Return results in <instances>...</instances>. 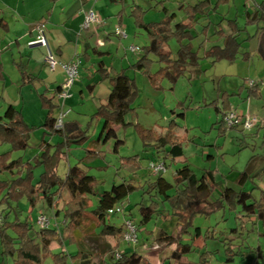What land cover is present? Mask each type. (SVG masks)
<instances>
[{"label": "rangeland", "instance_id": "1", "mask_svg": "<svg viewBox=\"0 0 264 264\" xmlns=\"http://www.w3.org/2000/svg\"><path fill=\"white\" fill-rule=\"evenodd\" d=\"M22 1L24 5H22ZM103 1L98 0L94 3L88 1L87 9L94 8V6L101 7L103 10L102 23L105 22L108 28H114L115 31L127 35V38L118 35L112 37L113 49L111 55L104 57V61L110 64L113 72L119 71L122 63L125 64L123 66L125 74L133 80L136 95L131 101L130 111L124 117L125 127L116 126L115 139L111 138L95 146L101 121L91 116L95 111L94 102L86 92L82 97L83 100L79 98L78 93L74 92L72 101L75 102L77 99L78 105L69 107L66 101L64 106L65 109H70L71 115L69 113L68 116L76 119L87 138L81 145L72 144L65 149L64 155L58 162L57 173L63 177L68 166L78 163L81 156L91 155V158L85 159L84 162H87V168L97 180V194L88 197L91 206L89 209H94L98 204L99 194L109 191L113 185L133 186L135 190L122 201L117 202L110 210L111 212H108L107 223L119 227L125 221L130 220L135 224L137 242L134 244L122 242L119 247L123 251H135L145 256L154 250L153 241L161 230L172 235L177 228L176 220L171 216L165 218L153 214L147 222L139 223L137 206L141 203L146 205L152 199L156 200L146 192L149 183L157 176L148 168V165L150 162L157 163L158 160H162L157 159V151L153 146H144L137 126L143 129L153 128L158 133H164L170 121L176 124L173 133L182 144L183 156L174 162L170 159L164 160L166 172L163 173V177L167 181L173 182L175 169L181 167L182 161L186 160L194 174L197 177H203V180L209 185L211 201L219 198L221 191L228 187L235 191H248L256 202H264V60L253 53L256 39L254 37L246 38L244 36L246 34L243 33V37L238 39L242 41L243 46L239 49L234 61L226 59L213 61V58L208 55L209 50L214 45H223L225 36H222L220 29L233 24L228 20L235 19L236 11L239 15V26L242 27L245 24L241 16L244 0H209L211 4L209 8L212 13L211 30L206 32V24L202 25L204 22L200 20V26L198 24L196 30L191 31V48L199 57L197 66L193 67L191 73L186 68L184 74L180 75L172 86L165 78L159 76L150 81L141 71L131 67L144 55L142 47L147 41L145 34H133L132 18L129 17L132 0L123 1L125 13L122 14L123 23L120 25H115L116 18L113 16L120 5L117 7L104 6ZM168 1L170 2L165 4L168 9L166 12L161 9V5H156L157 10L152 8L154 5L151 0H136L135 3L143 8H148L143 13L145 22L162 20L165 16L176 13L172 23L175 25L181 20L182 14L175 5L176 0ZM259 1L256 0V2ZM191 2L193 3L194 0ZM42 5L43 8L45 5L48 8L51 6L48 0H0V7L3 9L2 15L6 18L12 16L14 18L13 11L17 10L16 6H20L22 12L30 10V16L33 18L29 17L27 20L35 19L36 14H40L38 11ZM69 8H72V5ZM227 10L230 12L226 16ZM56 15L57 13H55ZM198 15L200 17L201 13L198 12ZM261 25L262 23L258 27ZM256 27L248 25V33L252 34ZM92 29L87 31H92ZM45 32H47L46 29ZM6 40L11 41L7 43L10 46L14 38L7 35ZM180 42H188V39L178 40L176 37H171L167 41V48L171 51L172 59L176 57ZM131 46L136 47L137 50L130 51ZM23 48H28L27 44H23ZM14 49L0 53L4 74L3 82L0 81V96L11 101L21 111L26 123L39 125L43 121L45 113L41 109L39 97V92L41 93L42 90L37 91L39 90L37 85L27 86L24 84L21 86L18 68L11 61L12 54L15 53ZM243 51L249 52L247 59L241 58ZM147 58V70L151 74H155L163 64L157 62L153 55H148ZM46 70L49 71L48 68ZM101 94V92L98 93L97 98H102ZM105 98L106 95H103L104 101ZM78 106L82 109H79ZM225 106L238 115L256 117V126L248 131L220 128L219 123L222 117L220 110ZM218 108L219 111L216 110ZM57 111L58 108H56V114ZM178 113L183 115L178 116ZM54 137L53 141L62 139L59 136ZM116 141H121V143L117 152L114 153L112 148ZM148 145L154 144L149 143ZM6 149L8 146H0V152ZM36 149L30 145L24 152L14 151L12 157L24 155L25 158L32 159L36 156ZM91 150H94L95 154ZM129 165H132V169L128 167ZM42 171L40 166L34 169V180ZM244 172L247 173V176L241 180V174ZM35 200V205L32 208L24 199L17 204H12L14 206L12 210L6 205H0V218L9 215V220L16 217L21 221L27 219L35 230H39L37 219L44 215L50 219L49 226L51 228L64 234V212L60 211L58 215H55L56 209L50 210L39 198ZM117 207L120 208V212L115 213L114 209ZM8 211L9 213H6ZM82 223L84 224L83 246L92 254H96L97 250L102 249V244L108 240L99 236L92 237L87 233L90 230L88 227L94 223V219L88 214L84 216ZM192 225L191 234L194 228L198 227L201 237L194 242V250L184 257L190 264H197L199 255L206 251L212 252V264H216L217 259L225 260L226 237L236 238L235 240L243 244L247 250L256 248V263L254 264H264V257L257 258L258 247L264 255V224L254 215L246 217L242 216L239 211L230 212L226 208L208 216L197 214L192 220ZM100 229V227H95L94 231L98 233ZM187 238L190 240V237L187 236ZM78 248L76 243L65 238L61 241H54L50 251L52 254L65 255L66 264H77L78 259L72 256L78 251ZM252 255L255 257L254 250H252ZM240 259L234 258L230 264H252L253 262L252 259ZM92 260L96 259L92 258ZM105 262H109V259L107 258ZM0 264H12V260L10 258L3 259L0 256ZM41 264H54L51 255L44 258ZM85 264L93 263L88 261ZM164 264L166 263L164 262Z\"/></svg>", "mask_w": 264, "mask_h": 264}, {"label": "trees", "instance_id": "2", "mask_svg": "<svg viewBox=\"0 0 264 264\" xmlns=\"http://www.w3.org/2000/svg\"><path fill=\"white\" fill-rule=\"evenodd\" d=\"M203 7V4L197 3L196 6L189 9L191 12L195 10L202 14ZM143 13L144 11L140 7H133L134 25L145 33L147 44L142 47L144 55L131 67L141 71L150 81L159 76L165 78L172 86L178 77L184 74L187 67H195L198 64L199 57L192 50L190 44L191 25L180 22L171 26L173 14L166 16L162 22L150 25L143 21ZM247 16L253 22L256 21L258 25L262 23L256 32L258 37L256 53L260 59L264 60V0L253 16L251 14ZM171 37H176L178 40L188 39V42L179 43L174 59L171 58V51L167 48V41ZM236 38L235 35L226 37L223 45L211 47L208 55L213 58V61L221 59L234 61L240 46ZM148 55L155 56L157 62L163 64L155 74H151L147 70ZM241 58L247 59L248 54H242ZM97 64L100 80H107L110 88L106 103L100 105L94 114L103 121L98 140L104 143L111 138H116L115 126L125 127L124 117L131 109L130 104L136 91L133 80L125 74V69L112 75L110 69L105 67L104 62L99 61ZM2 77L0 65V79ZM91 86L93 87V85ZM54 97L55 95L49 101L41 97L42 104L47 110V116L40 128H43L48 136H59L62 139L54 144L43 140L41 145H38L40 151L32 159H23V156L12 158V153L14 151L24 152L29 147V135L39 127L28 126L23 121L20 112L12 106H8L0 117V146H8V149L0 152V205H6L12 210L14 208L12 204H17L24 199L32 208L35 205V199L39 198L50 210L56 209L55 215H58L60 211L64 212V234L61 231L58 233L50 226L35 230L27 219L21 221L16 217L9 220V215L3 216L0 218L1 258H10L12 264H41L44 258L51 255L54 264H66V256L61 253L52 254L50 245L54 241L67 238L79 247L72 257L84 260L91 254L90 251L84 249L82 242V230H84L82 221L88 214L94 219V223L88 227L90 230L87 233L92 237L112 239V244L106 242L102 244V249L97 250L98 252L102 251V254L109 259V262L103 261L102 264H150L135 251L121 253L116 250L119 242H123V224L116 227L107 223L108 212L117 202L122 201L135 190L133 186L113 185L109 191L100 193L97 206L94 209H89L91 206L88 197L97 194V180L94 176L83 171L79 164L85 159H90L91 155L87 154L78 163L68 166L63 177L57 173V165L64 155L65 149L72 144L81 145L87 135L76 122H66L61 130L54 128L55 117L51 113L58 106L57 101H52ZM216 110L219 111V108ZM226 111H228L227 106L221 109L220 113L223 115ZM182 115V113H178V116ZM219 126L226 129L223 126L222 117ZM175 127L176 124L170 121L164 133H157L152 128L143 129L137 126L144 146H153L157 151V158H161L160 154L162 155L160 162L164 165V160H174L183 156L182 144L179 138L173 135ZM120 143L121 141H116L113 145L114 153L117 152ZM149 143L154 145H148ZM91 152L95 154L93 151ZM38 166L42 167L43 171L34 180V169ZM246 176L247 173H242L241 180ZM146 192L156 200L152 199L146 205L141 203L137 206L140 224L147 222L153 214L163 217L171 216L176 220L175 235L160 231L154 240L158 247H173L169 264H190V262H181V258L194 250V241L201 237L198 227L194 228L191 234L192 220L197 214L208 216L213 212L227 208L230 212H241L242 216L254 215L264 224V202H256L248 191H235L228 187L221 191L219 198L211 201L210 187L205 183L203 177H197L194 174L185 161L182 162L181 167L175 169L173 182L167 181L163 174H157L156 178L147 186ZM95 227L101 228L98 233L94 231ZM185 236H189L190 240L185 241ZM115 251L119 252L118 258L114 257ZM224 253L223 264H230L233 261V256L236 255L232 249L231 241L225 244ZM260 253L262 255V251ZM211 254L210 251L201 253L197 264H210L209 256Z\"/></svg>", "mask_w": 264, "mask_h": 264}, {"label": "crops", "instance_id": "3", "mask_svg": "<svg viewBox=\"0 0 264 264\" xmlns=\"http://www.w3.org/2000/svg\"><path fill=\"white\" fill-rule=\"evenodd\" d=\"M88 1L93 2L92 0H71V1H68V0H48V2L51 4V6H49V8H48V6L45 5L43 8V5H42V7H40L39 11H38V13H40V14H36L35 19H31L33 17L30 16L31 15L30 10L22 12L21 11L22 9L20 8V6H16L17 10L13 11V14H15L14 18H13V16L6 18L4 15H2L3 9L0 7V46H2V48H0V53L3 51H12V49L15 48L13 50L15 53L12 54L11 61L18 68L21 86H23L24 84H26L27 86L37 85V87L39 89L37 91L42 90L41 93L39 92V97H40L41 109L45 112L43 121L39 125L28 124L24 121L21 111L11 101H8V100L4 99L3 96H0V117L3 115L5 109L8 106H12L16 111L20 112L23 121L28 126L39 127L37 130H35L34 132H32L29 135V139H28L29 140L28 145L29 146L31 145V147H33L34 149L37 148L36 154H38V152L40 151L38 145H41L43 140H46L48 143H51V144L58 142V140L53 141L55 137L54 136H48L47 132H45V130L43 128H40L43 125L45 118L47 116V110L44 108V106L42 104V98L41 97H43V98H45V100L49 101V99H51L53 97V95L55 94V91L58 89L59 85L61 84V82L63 80V72L59 66H57L53 72L46 70L47 67L44 64L45 49L38 48V47L23 48V44H27L28 41H30L31 39H33L35 37L36 27L39 23H44V25H45V29L47 31V32H45V37H46L49 49L51 50L54 58L57 61L67 62V61L72 60L75 57V55H77V57L79 59L78 78L74 82V85L71 88V97L66 100L69 107H74V106L78 105V103H79V101L77 99L75 100V102L72 101L74 98V92L79 94V98H81V100L84 99L82 97L85 94L84 92H86L87 95H89L92 98V101L94 102L95 111L91 114V116H93V117H95V119H99L101 121V126H100L101 128H102L103 121L99 117L94 116V114L100 105H104L106 103L107 97H108L109 92H110V88H109V84H108L107 80H100V75L97 71L98 70V64L97 63L99 61L104 62L105 67L110 69V72L112 75L116 74L117 72L124 69L123 66L125 64L122 63L120 70L113 72L112 68L110 67V64H108L104 61V57L106 55H111V50L113 49L114 42L112 41V37L115 36L114 28H111V29L108 28L107 24L104 22V24L102 23V24H100V26L98 25L99 27L98 26L94 27L92 29V31H83L84 32L83 34H81L82 32L81 33L79 32V26L83 21V13L85 11L91 9V10H93V12L94 11L97 12V14L100 16L101 20L103 18L101 15V14H103V10L101 9V7L94 6V8L91 7L89 9H87L88 4H89V3H87ZM96 1H98V0H96ZM123 1L124 0H104L103 1L104 6L110 5V6H116L117 7V5H120L119 7H117L116 12L114 11L115 14L113 16L116 18L115 25L116 24L120 25V23H123L122 14L125 13V10L123 7ZM148 1H150V0H148ZM151 1L153 2V5H154L152 8L157 10L156 5H161L162 6L161 9L164 12H166L168 10L165 7V4L167 2L169 3L170 1H168V0H151ZM191 1H193V0H176L175 1V5H177L179 12L182 14L180 16L181 20L178 21L177 23L181 22L183 24H190L191 25L190 33H191V31L193 29L196 30V28L198 26H200L199 21L201 20L202 22H204L202 25L206 24L205 25V31L209 32L211 30V25H212V21H211V14L212 13H211V9L209 8L211 4H210L209 0H194L193 3ZM225 1H227V0H225ZM135 2H136V0H132V3L130 5L129 17L132 18V24H133V28L132 27L131 28L133 30V34H136V33L145 34L142 30L135 27L134 18L132 15V10H133V7H136V6L140 7L143 11H146L148 8H143L142 6H139L138 4H136ZM261 2H262V0H260L259 2H256V0H253V1L249 0V4H248V0H244L243 5H242L241 16L243 17L245 24L242 27L239 26V23H238V16L239 15H238V11H236L235 12V19L228 20L229 23H233V24H231L229 26L228 25L224 26V28L220 29L222 36L224 35L225 38L229 37V36H234V35L237 36L236 40L240 43V46L238 49H241L243 46L242 41L238 40L239 37H241V36L243 37V35H242L243 33L246 34V35H244L246 38L254 37L256 39V43H255V48H253L254 51L253 50L252 51L255 55H257L256 51H257V45H258V37H257V33H256L257 29H258V24H256V21L253 22L252 20H250L249 16H247V15L251 14V16H253V13L256 12V9H258V6L261 4ZM21 3H22V5H24L23 1ZM197 3H201V5L203 4V6H204L202 11H201L202 14L200 15V17L198 15V12H195V10L193 12H191L189 9L190 7L196 6ZM70 5H72V8H69ZM56 7H57V9H56ZM229 12H230V10H227L226 16L229 15ZM55 13H57L56 16H55ZM172 14H173V17L175 18L176 13H172ZM29 17H31V18L29 20H27ZM165 18H166V16L162 20H158L155 22H145L144 18H143V21L145 23L151 25L153 23L162 22ZM221 19H223V18H221ZM173 20L174 19H172V21H171V26H173L172 25ZM248 25L249 26L255 25V27L257 26L255 31L252 34L248 33V31H247ZM222 29H224V30H222ZM106 31H109V32H106ZM7 35L14 38L13 43L10 46L7 44V43L11 42V41L6 40ZM125 37L127 38V35ZM245 37H244V39H245ZM146 44H147V41H146L145 45ZM216 46H219V45H216ZM242 54H249V52L243 51ZM0 65H1L2 76H3L2 79H0V81L3 82L4 74H3V69H2L3 65L1 62H0ZM129 65H131V64L129 63ZM187 70L191 73L193 71V67H187ZM91 85H93V87ZM100 92L102 93L101 94L102 98H97V95ZM103 95H106L105 101L103 100ZM52 101L55 102L56 98L54 97V99ZM78 108L82 109V108H80V106H78ZM55 111H56V109L53 110V112L51 113V115L53 117H55V114H56ZM70 115H71V113H70ZM70 115L66 119V122H76L77 125L79 126L76 119L74 117H71ZM101 128H99L100 130H98L99 133L101 131ZM80 129H81V127H80ZM236 129L241 130V128H236ZM114 130H116V126L114 127ZM241 131H243V130H241ZM99 133H98L97 139L95 140V142H96L95 146H97V144L101 143V141L98 140L99 139ZM159 133H162V132H159ZM173 135H174V133H173ZM91 151H93L95 153L94 150H91ZM21 156H23V159H25L24 155H21ZM160 156H161V154H160ZM12 158H16V157H12ZM82 158H84V156H81L80 159H82ZM157 159H161V158H157ZM177 159H179V158H177ZM177 159H174L172 161L174 162ZM183 161H185V163L187 164L186 160H183ZM86 163L87 162H84V161L81 162L79 164V167L83 171L92 175L90 170L87 168ZM128 167L129 168L131 167L130 169H132V165H129ZM161 231H164V230H161ZM175 234H176V232H174L172 235H175ZM103 238H105V237H103ZM106 239L108 240L107 241L108 244H112L111 238L107 237ZM225 239L227 240V242L231 241L232 249L236 252V255L233 256V261H234V258L238 257V258H241L240 260L252 259L253 260L252 264L256 263V249L255 248L252 249L255 252V257H253L252 250L251 249L247 250L243 246V244H241L235 240L236 238L226 237ZM184 240H188L187 236L184 238ZM120 244H122V241L119 242V245ZM51 245H50V247H51ZM119 245L116 248V250H118L121 253H131L129 251L121 250ZM152 245L154 247V250L151 253H149L148 255H145V256L141 255L143 257V259L145 261L149 262L150 264H164V262L166 264H169L170 255H171V251H172L173 247L172 246L158 247L154 243V241H153ZM260 251H261V249L258 247L257 248V258L264 257V255H261ZM185 256H187V255H185ZM185 256H183L181 258V262H183V263L189 262L184 258ZM211 257L212 256L210 255L209 256L210 264H212V258ZM92 258H94L96 260H92ZM224 258H225V253H224ZM106 259H107V256L103 255L102 251H99V252H96V254L91 253L89 258H85L84 260L78 259L77 264H85V263H88V261H90V263H93V264H102L101 262L105 261ZM216 261H217L216 264H223L225 260L220 261L219 259H217Z\"/></svg>", "mask_w": 264, "mask_h": 264}, {"label": "built area", "instance_id": "4", "mask_svg": "<svg viewBox=\"0 0 264 264\" xmlns=\"http://www.w3.org/2000/svg\"><path fill=\"white\" fill-rule=\"evenodd\" d=\"M92 1L95 2L96 0H92ZM100 24H102V20L100 16L97 13L93 12V10L89 9L83 13V21L79 26V32L87 31L90 28H94ZM114 34L120 37L126 36L122 32H118L115 30H114ZM27 46L29 48L38 47L45 49L44 64L49 69V71L53 72L56 69V67L59 66L63 72V80L54 94L56 101L58 103L57 106L58 111L54 118V128L56 130H61L63 129L64 124L66 123V118L68 114L70 113V109L69 108L65 109L64 105L66 100L71 97V88L74 85V82L78 78L79 59L77 55H75V57L72 60L67 62H59L54 58L53 53L49 49L45 37L44 23H39L37 25L36 35L33 39L27 42ZM129 50L136 51L137 48L131 46ZM222 123L226 129L241 128V130L243 131H248L251 130L254 126H256L257 120L256 117L238 115L236 112L232 110H228L222 115ZM148 168L156 175L163 174L166 172L165 165L160 161H157V163L150 162ZM114 212H120V208L118 207L115 208ZM37 223L39 224L40 228L48 227L50 223V219L46 218L44 215H41L37 219ZM123 228H124L123 237H122L123 242L127 244L136 243L137 235H136V227L134 226V224L130 220L125 221L123 223ZM114 257L115 258L119 257L118 251H115Z\"/></svg>", "mask_w": 264, "mask_h": 264}]
</instances>
